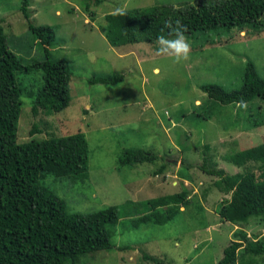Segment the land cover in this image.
Returning <instances> with one entry per match:
<instances>
[{
    "label": "rangeland",
    "instance_id": "obj_1",
    "mask_svg": "<svg viewBox=\"0 0 264 264\" xmlns=\"http://www.w3.org/2000/svg\"><path fill=\"white\" fill-rule=\"evenodd\" d=\"M196 1L103 0L97 4L92 0L87 4L85 0H29L32 24L50 26L55 34L52 59H66L70 64L72 100L53 117L35 118L33 97L44 85L42 71L20 75L27 96L23 97L18 142L32 139L30 130L40 119L52 121V133L58 137L85 133L90 144L89 180L73 184L49 177L42 184L65 200L69 213L90 215L119 208V221L107 226L113 249L90 252L78 264H217L242 228L252 238L264 234V216L240 227L217 214L220 202L229 196L211 188L209 177L200 169L207 147L214 169L230 176L244 172L247 165L255 166L258 155L247 150L264 143V126L252 129L259 117L264 119V101L258 98L253 106L221 105L210 100L201 87L214 83L241 89L248 60L264 78V32L249 36L236 30L235 35L195 33L187 38L191 44L187 59L179 61L174 54L158 53L160 44L114 48L106 37L111 14ZM21 6L22 0H0V24L15 53L25 60L40 61L44 48L34 39ZM121 75L124 78L116 85L88 82L93 77ZM256 106L260 107L257 114ZM126 148L143 149L162 160L119 167L117 158ZM241 151L239 159L247 162L235 164L232 157ZM163 160L169 162L168 170L154 175ZM180 171L194 179L180 178ZM184 188L194 202L182 207L183 213L165 225L140 221L150 213L144 203ZM257 260L264 264V255Z\"/></svg>",
    "mask_w": 264,
    "mask_h": 264
},
{
    "label": "trees",
    "instance_id": "obj_2",
    "mask_svg": "<svg viewBox=\"0 0 264 264\" xmlns=\"http://www.w3.org/2000/svg\"><path fill=\"white\" fill-rule=\"evenodd\" d=\"M85 1L88 4L92 0ZM102 1L96 0V3ZM29 9V0H22L20 11L28 20L34 39L43 46L44 59L25 60L15 53L0 24V264H78L81 257L90 252L113 249L107 226L119 221V208L111 207L90 215L69 213L65 200L42 184L49 177L54 182L69 180L73 184L89 180L90 144L85 133L58 137L52 133V121L40 119L30 130L32 139L18 142L23 97L27 96V87L20 75H27L33 69L42 71L44 85L33 97L35 118L42 114L53 117L65 110L72 100L70 64L66 59H52L53 29L34 26ZM107 21L106 37L114 48L139 43L156 45L161 35L174 38L178 28L186 38L195 33L218 31L235 35V30L247 36L259 35L264 32V0H197L179 6L122 11L109 15ZM123 78L122 75L100 76L88 82L116 85ZM201 89L210 100L221 105L249 103L253 106L258 98L264 101V78L250 60L246 62L241 89L229 90L214 83L204 84ZM255 109L257 114L260 107ZM87 112L85 109L84 113ZM206 115L210 118L213 114L209 111ZM253 125L252 129L264 126V119L259 117ZM43 133L47 137L36 139V135ZM208 149L200 169L209 177L211 188L229 196L220 202L217 214L240 227L248 225L251 219L263 217L264 143L247 150L258 155L255 166L247 165L244 172L231 176L223 169H214ZM242 153L233 155L235 164L247 162L239 159ZM117 160L119 167H134L162 158L143 149L126 148ZM163 161L154 175L168 170L169 162ZM178 175L185 180L194 179L182 171ZM185 189L148 200L144 205L150 213L143 215L140 221L165 225L183 213L182 207L188 208L194 202ZM198 208L203 211L202 206ZM253 235V238L248 236L243 228L236 232L235 240L224 249L217 264H236L246 259L247 264H257V259L264 255V234Z\"/></svg>",
    "mask_w": 264,
    "mask_h": 264
},
{
    "label": "clouds",
    "instance_id": "obj_3",
    "mask_svg": "<svg viewBox=\"0 0 264 264\" xmlns=\"http://www.w3.org/2000/svg\"><path fill=\"white\" fill-rule=\"evenodd\" d=\"M157 39L160 44V47L157 49L158 53L174 54V58L177 61L181 59H187L191 44L182 30L179 28L176 29V35L174 38H168L164 35H161ZM154 71L158 72L159 69H154Z\"/></svg>",
    "mask_w": 264,
    "mask_h": 264
},
{
    "label": "crops",
    "instance_id": "obj_4",
    "mask_svg": "<svg viewBox=\"0 0 264 264\" xmlns=\"http://www.w3.org/2000/svg\"><path fill=\"white\" fill-rule=\"evenodd\" d=\"M87 22V21H86Z\"/></svg>",
    "mask_w": 264,
    "mask_h": 264
}]
</instances>
